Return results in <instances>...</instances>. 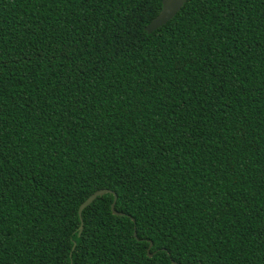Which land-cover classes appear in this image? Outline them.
I'll list each match as a JSON object with an SVG mask.
<instances>
[{
	"label": "trees",
	"instance_id": "16d2710c",
	"mask_svg": "<svg viewBox=\"0 0 264 264\" xmlns=\"http://www.w3.org/2000/svg\"><path fill=\"white\" fill-rule=\"evenodd\" d=\"M161 4L0 0V264H264V0Z\"/></svg>",
	"mask_w": 264,
	"mask_h": 264
},
{
	"label": "water",
	"instance_id": "95a60500",
	"mask_svg": "<svg viewBox=\"0 0 264 264\" xmlns=\"http://www.w3.org/2000/svg\"><path fill=\"white\" fill-rule=\"evenodd\" d=\"M187 1L188 0H162L161 9H160L159 13L157 14V16L155 18H153L149 22L148 25H146L144 27V31L147 34H151L154 31H156L157 29L164 26L167 22H169L172 18H174L179 13L181 8L185 5V3ZM104 194H112L114 197L113 202H112L111 207H110L112 213L115 216L122 215L121 213L115 211V209H114V206H115V203L117 200L116 194L111 192L110 190H107V189L97 190L93 194H91L85 201H83L78 208V215L80 218V225L78 228V236L81 234L82 229H83V224H82V219H81V214H82L83 210L86 207H88L96 198L101 197ZM74 246L75 245H73V248H74ZM151 247H152V242L149 243V246L147 248V255L149 257L151 256V254L149 253ZM174 264H176V263H174Z\"/></svg>",
	"mask_w": 264,
	"mask_h": 264
}]
</instances>
